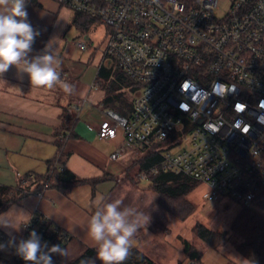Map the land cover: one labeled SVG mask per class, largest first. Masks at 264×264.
<instances>
[{
	"label": "built area",
	"instance_id": "built-area-1",
	"mask_svg": "<svg viewBox=\"0 0 264 264\" xmlns=\"http://www.w3.org/2000/svg\"><path fill=\"white\" fill-rule=\"evenodd\" d=\"M53 1L108 26L105 56L133 82L130 114L107 110L99 126L101 139L124 132L111 158L159 152L156 170L252 206L264 187V0H228L225 11L219 0ZM31 216L22 239L35 230L49 247L68 241Z\"/></svg>",
	"mask_w": 264,
	"mask_h": 264
},
{
	"label": "crops",
	"instance_id": "crops-1",
	"mask_svg": "<svg viewBox=\"0 0 264 264\" xmlns=\"http://www.w3.org/2000/svg\"><path fill=\"white\" fill-rule=\"evenodd\" d=\"M26 7L30 23L40 33L29 58L43 54L48 41L58 38L61 79L75 85L76 92L68 95L59 85L53 89L34 87L27 74L18 72L15 66L0 76V185H15L18 175L28 172L47 171V161L57 155L56 131L61 126L65 107L75 114L73 133L66 137L64 144V152L69 153L66 165L80 177H103L104 180L94 190L83 185L73 187L67 193L56 188L31 193L1 213L15 206L31 215L34 212L42 214L68 234L64 248L73 247L77 254L75 259L86 248H91L86 226L93 209L102 206L114 192L125 193V174L135 160V152L124 148L117 158H111L113 152L124 146L125 136L121 128L110 139H101L98 135L106 111L112 110L104 104L106 92L101 85L103 81L97 78L100 67L105 63L95 65L93 53L85 52L84 55L75 43L77 37L91 30L95 24L87 31L72 26L74 12L53 0H36L35 3L27 0ZM72 30L77 33L74 37L70 34ZM85 39H90L88 34ZM103 56L106 57L105 53ZM107 67L116 66L112 61ZM10 233L19 242L23 228L19 232L0 228V244H7ZM142 242L143 239L138 237L140 250ZM216 250L223 257L221 264H252L236 249ZM14 252L11 247L0 251L5 259H11Z\"/></svg>",
	"mask_w": 264,
	"mask_h": 264
},
{
	"label": "trees",
	"instance_id": "trees-1",
	"mask_svg": "<svg viewBox=\"0 0 264 264\" xmlns=\"http://www.w3.org/2000/svg\"><path fill=\"white\" fill-rule=\"evenodd\" d=\"M30 2L35 3L36 0H30ZM96 22L97 20L91 16L74 12L71 25L81 31H87ZM34 29L38 30L37 27H34ZM115 66L114 68H109L103 65L99 69L97 78L99 81H103L101 85L106 92L103 101L106 107L117 111L121 115H129L132 109V102L130 97L125 94V91L121 90L125 86L133 90L131 88L133 82L124 74L120 67L116 64ZM61 120V126L56 131L57 155L47 161V171L45 173L28 172L18 175L15 185L1 184L0 213L10 205L20 202L31 193H42L49 188H56L63 193H67L71 188L83 185H89L94 190L104 180L103 177H80L66 165L69 153L64 152V144L66 137H71L75 122V114L70 111L69 107L63 109ZM160 161L161 154L150 151L145 153L142 158L135 159L132 165L138 167L136 175L139 180L146 178L148 181L147 185L159 194L161 206L175 217L183 220L195 210L194 205L186 200V197L196 188L198 182L183 174L156 170ZM132 165L127 171L131 170ZM96 208L93 209L92 214ZM35 215L45 220L42 214L35 212ZM195 229L198 236L209 247L214 249H219L221 245L229 240L227 231H215L201 223H197ZM230 231L240 239L234 244L237 251L252 264H264V187L258 191L257 198L252 206L244 205L242 207L233 220ZM62 232H64L63 229ZM66 243H53L51 246L60 245L64 248ZM184 250L188 258L187 264H202L203 253L201 251L193 248L187 241L185 242ZM95 255V249L86 248L84 253L66 264H82V262L86 264ZM52 259L53 264H63L58 255H53ZM0 264H25V261L17 257V255L11 259H5L0 253ZM124 264L156 263L135 245Z\"/></svg>",
	"mask_w": 264,
	"mask_h": 264
},
{
	"label": "clouds",
	"instance_id": "clouds-1",
	"mask_svg": "<svg viewBox=\"0 0 264 264\" xmlns=\"http://www.w3.org/2000/svg\"><path fill=\"white\" fill-rule=\"evenodd\" d=\"M27 0H0V76L15 66L20 73H26L34 87L53 89L57 85L68 95L75 94V85L61 79L62 60L58 53V38L45 45L43 54L29 58L39 31L34 29L28 19ZM55 49V50H54ZM247 127V126H245ZM244 131V130H243ZM155 196L146 205L149 208ZM122 199H113L97 206L87 220V239L89 247L95 249V259L86 264H124L141 232L146 231L151 215L147 211L123 207ZM32 216L24 209L11 207L0 213V228L19 232L27 227ZM143 230V231H142ZM14 248L15 254L25 264H53V255L67 257L68 252L60 245L49 247L35 230L27 239L16 241L11 236L7 244H0V251ZM84 264V262H82Z\"/></svg>",
	"mask_w": 264,
	"mask_h": 264
},
{
	"label": "rangeland",
	"instance_id": "rangeland-1",
	"mask_svg": "<svg viewBox=\"0 0 264 264\" xmlns=\"http://www.w3.org/2000/svg\"><path fill=\"white\" fill-rule=\"evenodd\" d=\"M219 2L221 11H225L228 6V0H219ZM70 34L72 37L77 35L75 30H72ZM86 34L89 35V40L85 39ZM107 40L108 26L103 22L97 21L91 30L77 37L75 43L77 41H85L87 44L86 49L77 46L80 52L84 55L86 53H93L95 65L97 63L98 66L102 62L107 67L112 62L110 57L103 56ZM125 93H127L130 99L134 96L133 91L126 87ZM142 156L144 155L137 152L134 159L142 158ZM137 172L138 167L132 165L131 170L125 174V193L114 192L106 202L119 198L124 201L122 208L129 207L134 210L150 213V223L147 225L146 231L142 230L143 232L138 237L143 239L141 250L156 264H187L188 258L184 250L186 241L193 248L203 253L202 260L204 264H221L223 261L221 253L209 247L198 236L195 229L197 223H201L215 231H227L229 240L219 248L224 250L233 248L235 250L234 244L240 239L231 233L230 227L244 206L242 203L230 197L220 199L204 197V193L208 192V186L198 182L196 188L186 197V200L194 205L195 210L191 215L181 220L161 206L159 194L147 185L148 181L146 178L139 180V177L136 175ZM153 196H155V199L152 205L146 208V205ZM66 250L68 256H60L63 263H67L77 256L73 247H68ZM95 256L92 259H95ZM95 264H101V262L97 259L95 260Z\"/></svg>",
	"mask_w": 264,
	"mask_h": 264
},
{
	"label": "water",
	"instance_id": "water-1",
	"mask_svg": "<svg viewBox=\"0 0 264 264\" xmlns=\"http://www.w3.org/2000/svg\"><path fill=\"white\" fill-rule=\"evenodd\" d=\"M136 244H137V242H136ZM136 244H135V245H136Z\"/></svg>",
	"mask_w": 264,
	"mask_h": 264
}]
</instances>
